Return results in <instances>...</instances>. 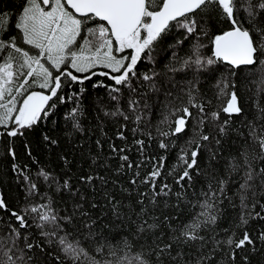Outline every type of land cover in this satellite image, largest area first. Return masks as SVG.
Masks as SVG:
<instances>
[{
  "label": "snow or ice",
  "instance_id": "1",
  "mask_svg": "<svg viewBox=\"0 0 264 264\" xmlns=\"http://www.w3.org/2000/svg\"><path fill=\"white\" fill-rule=\"evenodd\" d=\"M0 138V264H264V0H0Z\"/></svg>",
  "mask_w": 264,
  "mask_h": 264
},
{
  "label": "trees",
  "instance_id": "2",
  "mask_svg": "<svg viewBox=\"0 0 264 264\" xmlns=\"http://www.w3.org/2000/svg\"><path fill=\"white\" fill-rule=\"evenodd\" d=\"M141 71H144V67L141 66ZM253 87V91H255V86ZM89 90H91V85H89ZM102 94V93H101ZM247 95H252L251 92L244 93ZM63 111V107H61V112ZM52 120H59V117L53 116ZM42 127L44 129L52 128L53 125L51 122H43ZM87 127V124H86ZM106 128L109 130V135H112L114 131V127L111 123L106 125ZM39 133L35 135L29 136V139L32 141V151L33 157L40 160L42 164H47L50 168H54L59 170L63 165V161L58 159V156L64 154L65 151L68 152V159L71 161L73 156L76 157V161L74 167L76 165H83V161L80 160L79 154L76 152H72L70 150V146L67 143L61 144L59 147H52L48 148L44 144H41L38 140ZM96 136H100L99 131L95 133ZM131 137V134L129 133ZM24 138H13V146L17 152V159L16 161L12 160V157L8 155L7 150L5 148V140L4 138H0V194H2L7 200L11 203H15L17 197L22 199V186L18 187V178L16 173L12 171V163H18L20 165L28 164L32 171H35V165L31 164L32 157L27 155L28 149L23 147ZM117 144H120V141H116ZM105 151L107 152V146H105ZM175 160V153L173 152L169 157L168 164L171 165L174 163ZM171 182V181H170ZM7 219V217H5ZM258 230V225H253ZM253 264H258L259 257L253 256L252 257Z\"/></svg>",
  "mask_w": 264,
  "mask_h": 264
}]
</instances>
